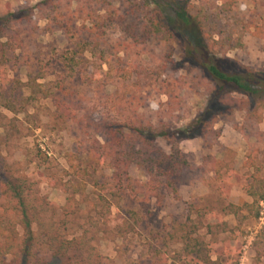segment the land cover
Instances as JSON below:
<instances>
[{
  "label": "rangeland",
  "instance_id": "1",
  "mask_svg": "<svg viewBox=\"0 0 264 264\" xmlns=\"http://www.w3.org/2000/svg\"><path fill=\"white\" fill-rule=\"evenodd\" d=\"M51 1L0 0V44L10 41L0 48V157L8 168L0 178L18 171L35 185L30 203L49 204L34 226L47 245H37L28 264H209L227 248L241 252L238 264H264V101L232 94L213 102L216 84L188 55L168 8L109 0L114 21L95 49L88 6L54 0L51 9ZM190 4L223 72L264 77V0ZM105 13L96 9L95 18ZM138 116L168 133L146 145L125 131L139 166L118 174L111 159L83 162L82 142L104 144L107 124ZM203 119L201 129L183 133ZM82 179L83 193L73 194ZM47 231L73 242L62 260H53L60 242Z\"/></svg>",
  "mask_w": 264,
  "mask_h": 264
},
{
  "label": "trees",
  "instance_id": "2",
  "mask_svg": "<svg viewBox=\"0 0 264 264\" xmlns=\"http://www.w3.org/2000/svg\"><path fill=\"white\" fill-rule=\"evenodd\" d=\"M82 1L85 6H88L87 19L92 22V27L87 30L91 34L93 41V48L97 49L99 47V41L105 35L102 33L104 27H109L114 21V14L111 12V4L109 0H79ZM147 2L160 7L168 8L172 13L173 17L170 18L169 22L171 27L175 30L182 32L184 38L189 45L188 55L198 64L200 69H202L209 77L215 82L216 89L213 94V102H216L222 99L225 95L237 94L246 97L247 99L264 101V77L253 71H248L243 76L241 75H231L223 72L221 68L217 65L215 57L211 54L210 47L206 44L204 40V35L201 30V25L198 22L197 18H194L191 15L193 6L190 4L191 0H146ZM53 8L57 9V4L54 0L49 3ZM48 9V11H52ZM96 9H102L106 13L102 16L95 18ZM50 19V16L47 18ZM57 20V18H55ZM153 23L156 25V17L152 18ZM61 23V24H60ZM56 24L59 25L62 31L70 34V27L68 24H63L61 20H57ZM157 33L159 30H156ZM81 42V41H80ZM10 41L0 44L1 51H4L5 47L10 46ZM85 45V44H84ZM93 51V49H92ZM123 70L119 71L122 72ZM104 75L109 77L110 75L106 72H103ZM58 91H63L62 93L66 95V88L62 83L58 85ZM137 100L135 96L129 99V104L133 105ZM250 104L249 102H246ZM55 107L57 112H62L68 115L70 112L69 108L65 102L62 100L56 99ZM262 110H264V102L262 104ZM73 117L74 115L70 116ZM203 120H197L193 125H191L183 133H192L198 131L203 126ZM130 124H121L119 122H112V124H107L106 131L108 136L104 138V144H101L95 138H92V143L82 142V153L86 155L83 162L93 166H99L103 163H106L111 159L114 163V169L116 173L123 171L124 167L128 166H139L138 153L135 151V146L128 147L126 150L125 145V131H130L137 139L144 141V144H149L150 140L156 141L159 138H166L168 133L166 132H157L153 125L149 122H146L143 119V116L136 117V120H129ZM80 155V154H79ZM78 155V156H79ZM74 159H79V157H72ZM80 160V159H79ZM0 167L8 173V168L6 167L5 160L0 157ZM81 166L78 170H80ZM71 169L77 170L75 166H71ZM17 175L20 177L17 178H0V264H28L30 259H37V254L35 253L36 246L43 247L47 244L38 243L36 241V234L34 233V226L40 223L41 214L49 204L46 200H38L40 204L37 206L32 205L28 200V197H31L33 194V189L35 185L31 183L30 179L21 175L16 171ZM77 173V172H76ZM79 175V174H78ZM88 175V174H87ZM216 175L218 173L216 172ZM85 178V177H82ZM83 184V186L81 185ZM70 189H75L73 184H65L64 187L69 186ZM84 180H81L79 188L74 190L75 193L82 194L84 187ZM60 187H63L61 185ZM77 193V194H78ZM264 197V196H263ZM74 201V198H68V206H71V203ZM257 202V201H256ZM17 228L22 230V234L18 232ZM47 235L52 242H60L59 245L55 248L53 254V260L58 261L62 260L66 256V253L71 250L73 245L72 241L64 240L57 234V232L52 233L47 231ZM20 239H22V249L21 259L19 260L16 253H14L15 247L20 244ZM188 239L192 240L191 234H188ZM52 246V245H49ZM51 248V247H50ZM238 254H235V253ZM197 255L201 254V251L194 252ZM241 252L238 250H230L227 248L226 253L222 254L216 262H210L208 258L207 261L209 264H231L229 258L233 256L235 262L232 264H238V259ZM11 255L16 257L12 261H7V256ZM224 259H228L224 263ZM196 264H199V259L196 260ZM41 260L35 264H40Z\"/></svg>",
  "mask_w": 264,
  "mask_h": 264
}]
</instances>
